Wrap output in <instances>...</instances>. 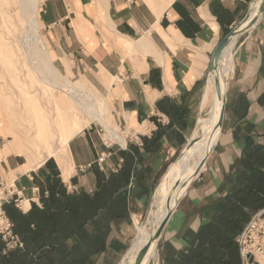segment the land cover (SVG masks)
<instances>
[{
	"label": "crops",
	"instance_id": "0c3cea01",
	"mask_svg": "<svg viewBox=\"0 0 264 264\" xmlns=\"http://www.w3.org/2000/svg\"><path fill=\"white\" fill-rule=\"evenodd\" d=\"M257 1L174 0L165 9L161 0L42 1L39 22L55 64L110 99L125 137L110 132L116 147L98 128H87L69 142V170L56 157L39 166L25 162L6 146L2 210L14 203L15 212L29 216L30 236L26 247L18 236L20 249L0 235V264L128 263L137 220L149 207L151 178L165 151L197 126L211 57ZM231 60L218 146L167 224L156 264H190L215 202L236 184L234 167L248 142L264 145V15L237 38ZM121 179L119 190L108 185ZM105 186L111 190H101ZM101 194L104 204L85 208V197L95 201Z\"/></svg>",
	"mask_w": 264,
	"mask_h": 264
},
{
	"label": "rangeland",
	"instance_id": "374dc122",
	"mask_svg": "<svg viewBox=\"0 0 264 264\" xmlns=\"http://www.w3.org/2000/svg\"><path fill=\"white\" fill-rule=\"evenodd\" d=\"M27 1H29V5H32L31 7H29V5H26L27 3L25 4V2ZM27 1L22 0L21 2V0H0V126L2 128L0 129V149L2 150L0 161L2 156L4 155L3 153L10 151L17 155H20L25 162L33 161V159L29 157L30 154L34 157L36 162H40L42 160L40 158L41 156L36 153V148L33 147L36 141L32 137V135L37 134V131L34 130V122L38 120V115L40 116L37 109L39 106H42L43 110L49 113V118L52 122L50 127V131L52 132H50L49 135L48 133L46 135L48 143H46V149L45 147H43L44 150L47 151L49 147H51L52 143L56 144L59 139L60 131L54 124L55 118H52V115L54 117V114L56 113V103L62 104L63 100L73 101V94L62 93L51 85L40 83L42 78L40 77L41 75H38V70L46 72L45 69H47V67H50L49 64L51 61L49 59H51L53 62L52 65L50 64L51 67L53 66V70L51 69L53 75L49 77L51 80H53L55 77L54 80L56 84H61L63 85V87H68L70 89L75 88L73 84L79 85L80 88L86 90L85 92H90L94 103H98L99 105L97 104V107L102 109L101 116L105 120V124L107 125L108 130L98 122L92 123L88 127V129L91 127L98 128L102 131V135L107 144H114V146L119 147V144L108 142L112 141V134L110 133L111 131L125 137V135H123V133L115 125V120L111 115L110 99L105 96L101 92V90L94 87L85 79L65 74L60 70V68H58V66L55 64L54 58L50 53L49 45L44 37L42 27L39 22V11L41 9L43 0ZM23 2L24 5L22 4ZM27 6L29 8V16L33 15L36 6L39 8L37 22L40 35H38V37H40L41 41H43L45 47L48 48L50 57H43L45 56V53L43 52L41 46H33L34 44H36L37 46V43L39 45V42L36 37H34V34H31V31L28 32V30H30V20L23 17L24 11L25 14L27 12V10L25 9ZM33 37L34 39H36L35 41ZM31 43L33 44L31 45ZM35 48H37V50H35ZM39 48L41 49V51ZM34 64H37V69L34 68ZM48 70L46 73H48ZM221 76L223 78L222 73ZM212 77H214V75L210 74L208 78L211 79ZM224 82H226V78L224 79ZM225 89L226 87L225 85H223L222 92H224ZM209 93L216 94L215 88L211 89ZM210 108L211 107L208 106L206 110L204 112H201V115L199 116L207 123L212 119ZM40 118H43V114L40 116ZM195 127L196 126L194 124L192 129L186 132V139H184V142L180 146L178 145L177 147L173 148L169 147L165 151V158H167L165 163L161 167V170H159L154 174V176H152L151 189L153 186H156V192L153 193L154 195H151L149 207L146 210L145 214L137 220V226L139 228L137 227V237L134 240L133 245L128 253V261H130L132 257L137 254L143 247L142 238L144 236L148 238L150 234H154V231L165 219L173 205L176 203L173 202L171 208H169V205L171 203L168 202L166 196H164V194L168 192V189L161 184L166 179L170 167L175 164V162L183 152L184 154L179 161H181L183 167L186 170L192 171L193 167L199 162L200 159L198 152L200 149V144L203 141L209 140L210 135L199 131L198 135L193 137V133L196 130ZM14 130L16 132L15 137H13ZM104 130L107 132L106 137ZM193 140L195 141V143L193 146H191L194 149V151L192 152L191 150L186 149V147L188 143ZM10 143H12L13 145ZM218 143L216 147L218 146ZM6 146H10V151L6 150V148H8ZM15 147H17L18 150ZM216 147L214 148V150H216ZM33 148H35V150ZM214 150L212 154L214 153ZM207 152L208 151H206L205 154ZM205 154L203 156H205ZM13 180L14 179H9L8 183H13ZM185 186V190H187L188 184ZM185 190L183 191L182 195L184 194ZM1 191L5 192L4 190H0V193H2ZM2 194L1 196L3 197ZM257 213L253 215L246 228L244 229L243 233L246 231L244 238L241 239L243 235L242 233V235L237 239L240 256L239 264H243L241 253L244 250V254H246L247 252V255L245 257H247L248 263L246 264L264 263V214L260 215L253 221V218ZM139 229L143 230V232L146 230L142 235H139L140 237L138 236ZM158 257L159 243L157 245V258L152 259L149 264H156Z\"/></svg>",
	"mask_w": 264,
	"mask_h": 264
},
{
	"label": "bare ground",
	"instance_id": "6f19581e",
	"mask_svg": "<svg viewBox=\"0 0 264 264\" xmlns=\"http://www.w3.org/2000/svg\"><path fill=\"white\" fill-rule=\"evenodd\" d=\"M25 1H27V0H25ZM173 1L174 0H167L166 2H162V0H161L160 3H163L162 4L163 6H161V7H163L164 9L168 8L169 5ZM21 2H22V0H21ZM148 2H150V1H148ZM150 3H152V1ZM260 3H261V0H258L253 5L252 10H251L250 19H253L254 16L256 15L258 8L260 6ZM22 4L24 5V2ZM25 4L29 5L30 3H29V1H27V2H25ZM31 6L32 5H29V7H31ZM158 6H156V8ZM21 7H23V6H21ZM25 9L27 10V12L25 14V11H24L23 17L30 20V22H29L30 30H28V32L31 31L32 32L31 34L32 35L34 34V37H36V39L39 42V45L37 43V46H36V44H34L33 46L34 47L41 46L43 52L45 53V56H43V57H45V58H46V56L50 57V53L48 51V48L45 47L43 41H41L40 37H38V35H40L38 22H37L39 8L37 6L35 7V10H34V13L32 16H29L28 6ZM159 15H161V13ZM34 37H33V39H34ZM36 39H34V41ZM235 40L232 41V43L229 45V47L226 49V51L223 55V59H222V63H221V73L223 74V78L221 76V86L225 85V87H226L227 84H225L224 78L228 77L229 74L232 72L231 51H232ZM32 44L33 43H31V45ZM35 50H37V48H35ZM40 51H41V49H40ZM44 53H43V55H44ZM49 60L52 62L51 59H49ZM40 62H42V61H40ZM46 62H47V60H46ZM51 62H50V64L52 65L53 62L52 63ZM50 64H49L50 67L48 68L46 65L47 69H45L46 72L49 69L48 73L38 70V73H39L38 75H41L40 77L42 78L40 83H42V84L45 83L46 85L47 84L51 85V86L55 87L56 89H58L59 91H61L62 93L73 94V101L72 100H69V101L63 100L62 104L56 103V106H55L56 107V113L54 114V117L52 115V118H55L54 124L57 126V129L60 131V134H59V139H58L57 143L56 144L52 143L51 147H49V149L47 151H45L43 147H45V149H46V143H48V141H47L48 139H46L47 138L46 135H47V133L49 135V133L52 132V131H50V127H51L52 122L49 118V113L46 112L45 110H43L42 106H39L37 108L40 116L43 114V118H42L43 120L38 115V120L34 122V124H35L34 130L37 131V134L32 135V137L36 141L35 145H33V147H35L36 150H35V148H33V149L36 151V153L39 154V156H41L40 158L42 159L40 162H37V166L43 164L49 158L56 157L59 160V162L61 163L62 169L65 167L67 170H69V168L67 166L68 159L70 158V153H69V149H68L69 142L76 135H78L81 132H83L84 130H86L94 122L101 123L102 126L106 129H107V125L105 124V120L101 116L102 109L97 107L98 103H94L92 95L90 94V92L89 93H87L88 91L85 92L86 90H83V88H80L79 85H75V84H73L75 87L73 89H70L68 87H63V85H61V84H56V82L54 80L55 77L53 80H51L49 78V77H51V75H53L52 74V70H53L52 67L53 66L51 67ZM34 68L37 69V64H34ZM44 68H45V66H44ZM213 88H215V78L214 77L209 79V81L207 83L206 89H205L204 94H203V101L201 103V107L199 108L201 110V112H204L206 110V108L208 106H210L211 107L210 113H211L212 119L207 123L202 118H199V120L197 121L196 130L193 134V137H195L198 135V132L201 131L203 133H207L210 135L209 140L203 141L200 144V149L198 152L199 159H200L199 162L193 167L192 171H188L183 167V164L181 163V161H179L177 164L172 165L170 167L169 174L167 175L166 179L161 183L165 188L168 189V192L165 193L164 196H166V199L168 200V202L171 203L169 205V208H171L173 202H176L173 205V207L171 208V210H175V208L177 207V201L180 200L181 198H183V196L185 195V193H186V190H185L186 186L185 185L190 184V182L192 181L191 177L195 173V171L198 168V166L200 165V163L205 158H207L209 153L211 154L213 148L219 142V137L221 135V131L218 130L217 132H215V128H216V124L218 123V120H219V115H220V111H221V103L219 102L218 98L216 97V94H214V93L210 94L209 93L210 90ZM225 93H226V89L224 90L223 95H225ZM0 129H2L1 126H0ZM15 134H16V132L14 130L13 137H15ZM115 135L116 134H114V136ZM24 137H26V136H24ZM113 139H115V138H113ZM116 140H117V138H116ZM10 144H12V143H10ZM15 148L17 149V147H15ZM186 149L191 150L192 152L194 151V149L192 147H190V148L186 147ZM42 150H44V151H42ZM206 151H208V152L205 154ZM1 152H2V150L0 149V155H2ZM204 154H205V156H203ZM29 157H31L33 159V162L35 161L34 157L31 154L29 155ZM34 165H36V164H34ZM28 166L30 167V165H28ZM31 167H33V166L31 165ZM31 167H30V169H31ZM204 169H205V167H203L201 169L199 174H201L204 171ZM184 190H185V192L182 195ZM2 193H0V196ZM1 197H0V199H1ZM144 232H143V230L139 229L138 236L142 235ZM152 236L153 235L150 234V236L148 238L145 236L142 238L143 239V243H142L143 246L149 241V239ZM244 252H245V250H244ZM138 253L135 254L132 257V259L130 261H128L127 264H134ZM154 258H157V244L156 243H154L153 246L151 247V249L149 250V253L147 254L143 264H149L150 261ZM262 264H264V263H262Z\"/></svg>",
	"mask_w": 264,
	"mask_h": 264
},
{
	"label": "trees",
	"instance_id": "16d2710c",
	"mask_svg": "<svg viewBox=\"0 0 264 264\" xmlns=\"http://www.w3.org/2000/svg\"><path fill=\"white\" fill-rule=\"evenodd\" d=\"M147 143L144 140L145 149H149ZM154 143L152 141V145ZM234 168L238 176L236 184L226 197L215 202L211 223L199 231L195 240L197 246L187 257L190 264H239L237 239L253 215L264 209V145L256 146L249 141ZM121 181L113 180L108 185L119 190ZM101 190L111 188L105 186ZM71 200L68 198L69 203ZM102 201V194L95 201H87L85 197V208H90L92 203L104 204ZM3 209L14 226V234L20 237L26 247L30 236L29 216L15 212L14 203L4 204Z\"/></svg>",
	"mask_w": 264,
	"mask_h": 264
},
{
	"label": "water",
	"instance_id": "95a60500",
	"mask_svg": "<svg viewBox=\"0 0 264 264\" xmlns=\"http://www.w3.org/2000/svg\"><path fill=\"white\" fill-rule=\"evenodd\" d=\"M263 15H264V0H261L260 6H259L258 11H257L256 15L254 16V18L250 19V16H251V13H250L249 16L243 22H241L236 28L231 30L222 39V41L219 43V45L217 46V48L215 49V51H214V53H213V55L211 57V63H210V67H209V75L210 74L214 75L216 95H217V98H218L219 102L221 103V111H220L218 123L216 124L215 132L220 130L221 133H222V129H223V126H224V120H225L226 104H227L226 93H225V95H223L222 86H221V73L220 72H221V63H222L223 55H224L226 49L232 43V41L237 39L239 36L243 35L247 31H249L260 20V18ZM194 143H195L194 140L190 141L188 143L187 147L190 148L191 146L194 145ZM214 148H213V150H214ZM213 150H212V152H213ZM212 152H211V154H212ZM183 154H184V152L179 156V158L177 159L175 164H177L179 162V160L181 159ZM211 154L209 153L207 158H205L200 163V165L196 169L195 173L191 177L192 181L188 185L187 190L189 189L191 184L194 182V180L197 179L201 175L199 173H200L201 169L206 166L207 161H208L209 157L211 156ZM151 191H152V194H153L156 191V186H153ZM181 199L177 201V207H178ZM176 208H175V210H176ZM175 210H170V212L167 214L165 219L160 223V225L154 231L153 236L141 248V250L139 251V253H138L137 257H136V260H135L134 264H143L147 254L149 253V250L151 249L153 244L156 243L158 245V243L161 240L162 234H163L167 224L169 223L171 217L173 216ZM262 214H264V209L256 214V216L253 218V221L256 218H258L260 215H262ZM245 233H246V231L243 233L241 239L244 238ZM241 255H242L243 264H246V257H245L244 251H242Z\"/></svg>",
	"mask_w": 264,
	"mask_h": 264
},
{
	"label": "built area",
	"instance_id": "2783aa9c",
	"mask_svg": "<svg viewBox=\"0 0 264 264\" xmlns=\"http://www.w3.org/2000/svg\"><path fill=\"white\" fill-rule=\"evenodd\" d=\"M104 162V158H101L98 160V164L101 165ZM3 184H0V190H4ZM5 193V192H4ZM9 195V193H7ZM8 201V199H1L0 200V235L6 236L15 244V247H18L20 249L23 248V243L20 241L19 237L14 235L13 233V225L9 221V219L6 217L4 211L2 210V204L3 202ZM247 255V252L245 256ZM246 263H248L247 257H246Z\"/></svg>",
	"mask_w": 264,
	"mask_h": 264
}]
</instances>
